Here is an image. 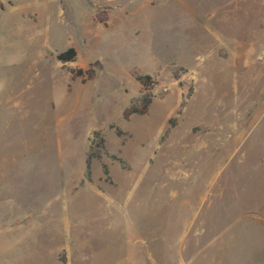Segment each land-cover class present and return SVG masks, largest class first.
<instances>
[{
  "label": "rangeland",
  "instance_id": "rangeland-1",
  "mask_svg": "<svg viewBox=\"0 0 264 264\" xmlns=\"http://www.w3.org/2000/svg\"><path fill=\"white\" fill-rule=\"evenodd\" d=\"M0 264H264V0H0Z\"/></svg>",
  "mask_w": 264,
  "mask_h": 264
},
{
  "label": "trees",
  "instance_id": "trees-1",
  "mask_svg": "<svg viewBox=\"0 0 264 264\" xmlns=\"http://www.w3.org/2000/svg\"><path fill=\"white\" fill-rule=\"evenodd\" d=\"M74 58H75V51L72 48L61 53V54H59V55H56V60L58 62H62V63H67V62L73 61ZM78 73H81V72H78ZM135 79L141 83V85L145 89L144 91H149L152 89L151 77L149 75L135 74ZM150 98H151V95L149 93H145L142 96L141 100H142V107L144 108V110L148 107V105L150 103ZM136 112L140 113V112H142V110H137ZM91 158H92V156H89L88 160H87V173L88 174L90 173V160H91ZM113 158H115V157H113ZM115 159H117V158H115ZM117 160H119V159H117ZM119 162L121 163L120 160H119ZM105 174H107L106 167H105Z\"/></svg>",
  "mask_w": 264,
  "mask_h": 264
}]
</instances>
